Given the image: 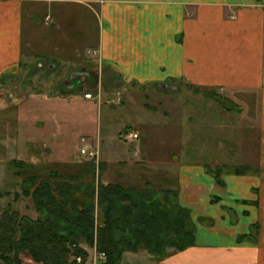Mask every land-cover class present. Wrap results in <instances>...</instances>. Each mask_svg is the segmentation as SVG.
Masks as SVG:
<instances>
[{"label":"crops","instance_id":"0c3cea01","mask_svg":"<svg viewBox=\"0 0 264 264\" xmlns=\"http://www.w3.org/2000/svg\"><path fill=\"white\" fill-rule=\"evenodd\" d=\"M32 60L39 74L28 95L24 93L26 83L17 80L14 84L13 77ZM44 65L54 68L55 81H44L40 75ZM97 65L103 73L116 76L110 90L126 91L118 106L131 93L160 96L157 102L164 105L168 119L180 108V117L192 123L199 117L197 112L185 116L188 112L180 91L204 88L216 95L219 90L225 92L223 109L229 112L239 107L243 118L257 130L256 136H247V153L252 156L243 165L250 170L221 174L223 184L216 182L207 166L211 163L204 157L193 159L184 154L179 162L173 154L161 161L165 165L145 160L149 175L144 182L174 189L177 202L199 220L191 245L161 258L127 251L134 255L122 263L125 252L120 263L264 264V0H0V83L11 98L5 100L0 93V106L34 95L38 106L33 121L39 125L46 116L53 127L60 117L71 119L68 113L60 115L56 107L66 106L70 91L77 93L83 105L114 108L86 99L78 90L83 82L84 87H95L100 76L99 68H94ZM73 67L82 76L73 78ZM19 84L22 88L15 89ZM14 90H18L16 95H12ZM143 106L149 105L144 102ZM199 120L203 122L202 117ZM125 128L140 137L138 130L125 123L104 130L102 137L111 134L108 142L113 141ZM129 141L134 156H139L137 139ZM91 144L99 147L100 142ZM185 153L191 151L185 149ZM122 162L132 165L134 161ZM128 181L115 180L124 187ZM19 257L23 264H43L27 252Z\"/></svg>","mask_w":264,"mask_h":264},{"label":"rangeland","instance_id":"374dc122","mask_svg":"<svg viewBox=\"0 0 264 264\" xmlns=\"http://www.w3.org/2000/svg\"><path fill=\"white\" fill-rule=\"evenodd\" d=\"M27 64V66L23 65L22 72L13 77V83L15 84L17 80L26 83L25 88L27 89H25L24 93L30 95L34 90L35 77L39 72L35 73L37 64H35L34 60ZM64 68L69 69V67ZM94 68H99L101 76L97 75L95 87L91 88L93 85H85L84 87L82 86L83 82L78 90L82 92L89 90L95 92L99 89L101 97L100 100L95 101L97 103L104 102L106 105H110V107L115 106L114 108H108L105 105H83L78 100L77 93L70 91L66 106L56 105V107L60 115L68 113L71 119L66 120L64 117H60L58 123L55 122L53 127V123L49 121L50 118L46 116H43L44 121L42 120V123L39 125L33 121L38 106L37 102H35L37 97L34 95L31 99L27 97L16 103L6 102L5 104L7 105L0 106V193H2V196H0V217L6 209L17 211L20 215L25 214L32 218L38 217L40 211L36 207L32 194L27 195L22 193V179L25 175L32 173L41 176H48L49 173H54L58 176L78 175L84 179L87 176L82 174V172H78V170L81 171L89 167L93 171V182L95 185L98 182L104 184L117 183L115 180L122 178L126 180L127 178L129 181L125 187L142 189L146 187V184H149L155 190H171L174 197V189L157 187V185L154 186L151 182H144L143 178L147 174L149 175V173H146V168H144L145 160L156 163L159 161L160 163L172 158L173 154H176L175 160H179V162L183 161L182 157L184 154L188 155L189 158L193 157V159L204 157V161L210 162L211 165L219 164L220 177L225 172L235 173L229 167L250 162L249 157L252 155H248L247 153L249 144L247 136H256L257 130L252 127V123L250 124V122L243 118L239 107L234 106L233 111L229 112L223 109L222 102L223 96H225L223 93L225 92L218 90L215 95V93L212 94L213 91L205 90L204 88L198 90L186 88L185 91H180L179 96L182 95V98L185 99V110L188 112H185V116L186 114L191 116L194 115V112H197L196 115L203 119L202 123L199 118L193 119L192 123H188L186 119L180 117V108L177 109V113L174 112L170 119H168L164 112V105L162 107L157 102L160 96L146 98L142 94H132L130 92L131 94L124 104L118 106L115 102H111L109 94L113 95L117 90H110L111 86L116 84L113 81L116 79V76L107 71L103 73V69L99 65L94 66ZM53 69L44 65L43 71L40 73L47 83H50L52 79L53 81L56 80L55 76L57 74L53 73ZM75 69L76 67L70 69L74 71L72 74L73 78L82 76L80 75L82 73L75 71ZM57 70H59V74L61 68ZM16 86V88L14 87L15 89L22 88L20 84ZM102 86L106 90H103ZM3 87V85H0L1 96L5 100L10 101L11 98H7L6 89ZM59 87L57 85V89ZM16 91L18 90L11 91L12 95H16ZM53 91L56 90L53 89ZM120 91L122 97H124L126 91L122 88H120ZM230 93L232 91H229ZM73 96L74 98H71ZM144 102L149 106H143ZM46 107L50 108L47 105ZM18 112L21 117H19ZM122 123L128 124L131 128L138 130L140 137H126L127 129L122 130L119 136L113 138L115 139L113 141L108 142L111 134H106V138L102 137L103 133L105 134L104 130L115 129ZM97 131H100V134ZM91 134L95 136L90 137ZM82 137L85 139V142L91 143L93 140H96L97 144L100 142L97 148L98 162H95L96 165L88 157L80 154L79 147L83 143ZM97 138H99V141H97ZM129 139H137L140 147V155L137 156L138 160H134L137 159L134 156L136 153L133 149L134 145L130 141L126 142ZM255 140L256 137L254 138ZM214 147H217L215 151L211 149ZM185 149L190 150L191 153L186 154ZM193 159L184 161H193ZM122 161L125 163L127 161L134 162L133 164L131 163L132 165H126ZM137 161H142L143 163L134 164ZM156 163L151 164L155 165ZM161 164L165 165L163 162ZM27 165H32V167ZM211 165L208 164V168H212ZM18 168L21 172L15 174L14 171L18 170ZM171 169L167 172L168 174L171 173ZM166 171L168 170L166 169ZM19 174L22 176H18ZM98 209L99 207L95 204V216L97 215L94 221L95 231L101 219ZM190 220L194 225L199 220V217L193 218V214L190 213ZM231 222L234 223V219ZM79 242L80 246L86 250L87 256L84 258L81 254L77 255L80 257L78 261L76 260L77 256L74 258V256L69 255L70 262L67 264H104L106 262V258L99 259L94 245H89L82 238L79 239ZM71 248L73 249L74 247L72 246ZM173 250H175L173 246H168L161 254L169 253ZM21 252H27L30 255L27 250ZM135 253L141 255L149 254L145 248H141ZM10 255L12 256V254ZM133 255L126 252L122 263L127 262Z\"/></svg>","mask_w":264,"mask_h":264},{"label":"trees","instance_id":"16d2710c","mask_svg":"<svg viewBox=\"0 0 264 264\" xmlns=\"http://www.w3.org/2000/svg\"><path fill=\"white\" fill-rule=\"evenodd\" d=\"M219 168H210L209 172L217 183L223 184ZM229 168L235 173L250 170L246 165ZM14 172L21 171L18 168ZM78 172L87 177L54 173L25 175L22 193L32 194L40 213L32 218L14 210L3 211L0 217L1 264H22L19 253L23 250L44 264H67L69 255L87 256L80 246V238L94 245L98 253L103 252L107 264H120L127 251L145 248L154 258H161L168 254H161L168 246L179 250L193 243L190 211L177 202L171 190H155L149 184L142 189L119 183L95 185L89 167ZM95 204L101 218L96 231Z\"/></svg>","mask_w":264,"mask_h":264},{"label":"built area","instance_id":"2783aa9c","mask_svg":"<svg viewBox=\"0 0 264 264\" xmlns=\"http://www.w3.org/2000/svg\"><path fill=\"white\" fill-rule=\"evenodd\" d=\"M1 85V83H0ZM121 92L119 90L115 91L114 95L110 97V101H114L115 103H119L122 99V96L120 94ZM83 97L86 99H94V100H100L101 93L99 89L95 92L89 90V91H84L83 92ZM126 137L128 138H136L137 133L133 131H128L126 132ZM81 140L83 141L82 146L79 149L80 154L85 155L86 157L90 159H94L96 162L98 160V147L85 142V139L82 137ZM99 259H104L105 254L103 252H99L98 255ZM80 257H76V260L79 261Z\"/></svg>","mask_w":264,"mask_h":264},{"label":"bare ground","instance_id":"6f19581e","mask_svg":"<svg viewBox=\"0 0 264 264\" xmlns=\"http://www.w3.org/2000/svg\"><path fill=\"white\" fill-rule=\"evenodd\" d=\"M111 102H114V101H111Z\"/></svg>","mask_w":264,"mask_h":264}]
</instances>
